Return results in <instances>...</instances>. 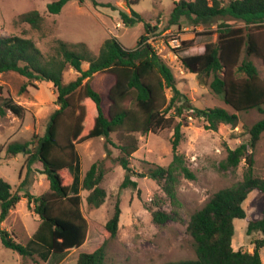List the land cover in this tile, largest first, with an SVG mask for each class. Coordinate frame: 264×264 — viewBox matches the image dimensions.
Instances as JSON below:
<instances>
[{
    "label": "trees",
    "instance_id": "obj_1",
    "mask_svg": "<svg viewBox=\"0 0 264 264\" xmlns=\"http://www.w3.org/2000/svg\"><path fill=\"white\" fill-rule=\"evenodd\" d=\"M68 1H51L47 12L59 14ZM123 1L130 8L129 13L111 4L104 6L117 10L124 26L143 23V33L132 49L122 47L114 37L105 39L97 52L84 42L55 38L50 50L43 52L31 38L23 35L0 36V73L14 72L29 82L51 83L57 105L43 135L33 136L29 141L12 142L6 148L12 156L25 154L27 169L40 162L48 190L35 195L25 188L24 179L12 191L11 185L0 178V224L22 197L42 221L28 245L21 244L13 233L0 228L1 244L37 262L36 255L47 261L51 254L77 250L85 243L88 222L81 210L80 190L87 191L85 199L90 206L102 205L106 190L101 183L106 168L102 162H95L82 176L80 156L76 151L78 144L101 138L106 145L115 146L118 149L115 159L124 171L120 188L136 187V181L130 179L134 174L130 159L138 149L135 134L156 133L172 127L171 161L167 166L148 164L146 174L156 182L170 206L180 207L177 193L180 178L193 179L194 174L185 156L177 151L183 133L181 121L175 119L190 109L191 115L202 119L206 128L215 130L219 124L236 126L237 112L256 109L261 117L248 128L247 139L228 149L219 164L224 171H234L244 159L242 180L214 192L189 216L186 232L192 239L195 256L164 264H262L264 209L261 218L247 222L246 234L252 236L251 252L235 249L232 236L233 220L246 216L243 202L248 194L252 190L264 193V179L254 171V152L264 133V76L252 59L258 58L264 64V40L261 39L264 0H173L164 28L151 25L131 9L139 0ZM92 5L96 8L100 3L93 0ZM17 19L33 29H39L43 22L37 10L19 14ZM183 22L193 28L215 25L217 37L214 42L200 44L195 53L181 56L174 62L200 80L207 78L210 91L235 112L217 106L193 107L177 88L168 62L143 44L146 32L169 27L177 31ZM186 43L182 41V45ZM84 63H87L86 68L82 66ZM66 75L70 77L68 80H65ZM93 82L99 90L92 87ZM166 89L171 90L170 98ZM6 110L17 116L23 113V107L12 99L0 103V114L4 115ZM112 134L118 135L116 144L111 140ZM119 203L117 196L112 215L105 223L110 237L118 230ZM159 204L155 201L154 206L147 207L154 223L161 225L178 217L174 210L159 209ZM104 259L105 245L102 243L91 252L80 251L76 264H104Z\"/></svg>",
    "mask_w": 264,
    "mask_h": 264
},
{
    "label": "rangeland",
    "instance_id": "obj_2",
    "mask_svg": "<svg viewBox=\"0 0 264 264\" xmlns=\"http://www.w3.org/2000/svg\"><path fill=\"white\" fill-rule=\"evenodd\" d=\"M51 1L53 0H0V36L23 35L31 38L43 52L50 50L55 38L67 42H84L97 52L101 43L109 37H114L122 47L132 49L143 33V23L124 26L118 11L104 6L111 4L129 13L130 8L123 0H94L100 3L97 9L92 5L93 0H70L56 15L47 12V5ZM172 8L173 0H139L131 5V9L140 13L146 22L158 28L166 26L167 16ZM31 10H37L43 16L39 29H33L17 19L19 14ZM216 28L215 25L193 28L183 22L179 30L183 31V41L187 43L178 50V58L195 53L200 44L214 42L217 37ZM261 39L264 40V35H261ZM252 59L260 75L264 76L263 62L258 58ZM168 64L175 76L177 88L193 107L217 106L235 112L210 91L207 78L200 80L196 74L188 73L177 62L168 60ZM82 66L86 68L87 63ZM69 78L68 75L65 76V80ZM93 83L92 87L97 90L95 82ZM22 86L25 88L22 89ZM166 94L170 98L171 90L166 89ZM5 99H12L21 105L23 113L17 116L6 110L4 115L0 114V178L11 185L12 191L25 179V188L28 187L35 195L41 194L48 190V182L41 172V163L35 162L27 169L25 154L12 156L6 152V148L12 142L29 141L33 136L44 134L50 114L57 108L56 92L51 83L29 82L17 73L5 72L0 73V103ZM191 113L190 109L184 110L175 119L181 121L183 133L177 151L185 156L194 174L193 179L180 178L177 187L180 207L170 206L156 182L146 174L148 164L167 166L171 161L172 127L156 133L135 134L138 149L130 159V166L134 171L130 179L136 181V187L120 188L124 171L115 159L118 149L111 144L106 145L101 138L89 139L76 147L80 156L81 174L83 176L93 163L102 162L106 173L101 185L106 190V198L99 207H92L85 199L87 191L80 190L81 210L88 222L85 243L77 250L51 254L47 261L36 255V262L29 257H22L0 242V264H76L80 251L91 252L102 243L105 245L104 264H164L171 260L193 258V242L186 232L189 216L200 209L214 192L242 180L246 165L244 159L234 171H224L219 164L225 159L228 149L235 148L247 139L248 128L261 117V113L256 109L237 112L236 126L219 124L215 130L206 128L203 120ZM111 140L116 144L119 141L118 135L112 134ZM254 171L264 179V133L254 152ZM141 174L145 176H140ZM117 196L120 198L121 213L117 233L110 237L105 230V223L112 215ZM155 201L160 202L159 209L174 210L178 217L161 225L154 223L147 207L154 206ZM243 207L246 216L233 220L232 246L251 252L252 236L246 234L247 222L261 218L264 193L252 190L244 200ZM41 222L33 210L28 208L27 199L22 197L0 224V228L13 233L15 240L21 244L28 245ZM260 257L264 264V248L260 251Z\"/></svg>",
    "mask_w": 264,
    "mask_h": 264
},
{
    "label": "built area",
    "instance_id": "obj_3",
    "mask_svg": "<svg viewBox=\"0 0 264 264\" xmlns=\"http://www.w3.org/2000/svg\"><path fill=\"white\" fill-rule=\"evenodd\" d=\"M182 32L170 28L163 31H149L144 34L143 44H147L154 53L165 61L174 62L178 59V50L184 40Z\"/></svg>",
    "mask_w": 264,
    "mask_h": 264
},
{
    "label": "water",
    "instance_id": "obj_4",
    "mask_svg": "<svg viewBox=\"0 0 264 264\" xmlns=\"http://www.w3.org/2000/svg\"><path fill=\"white\" fill-rule=\"evenodd\" d=\"M124 4L126 5V2H124Z\"/></svg>",
    "mask_w": 264,
    "mask_h": 264
}]
</instances>
